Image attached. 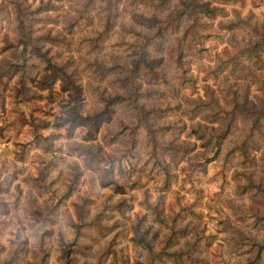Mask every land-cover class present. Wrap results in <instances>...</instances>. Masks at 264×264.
<instances>
[{"label":"rangeland","instance_id":"1","mask_svg":"<svg viewBox=\"0 0 264 264\" xmlns=\"http://www.w3.org/2000/svg\"><path fill=\"white\" fill-rule=\"evenodd\" d=\"M108 1L0 0V264H264V0H110L101 35ZM171 12L181 65L169 31L146 49L170 81L125 83ZM198 124L230 133L205 145Z\"/></svg>","mask_w":264,"mask_h":264},{"label":"trees","instance_id":"2","mask_svg":"<svg viewBox=\"0 0 264 264\" xmlns=\"http://www.w3.org/2000/svg\"><path fill=\"white\" fill-rule=\"evenodd\" d=\"M120 1V0H119ZM226 1H233V0H226ZM90 1H88L86 3V5L89 3ZM173 2V0H160L159 4H153L150 0H129L130 5H134V6H139V5H144L147 7H153V8H159L156 10L157 11H161L162 9H166L167 7H169L168 3ZM146 3V4H145ZM107 4H109L110 6V14L107 16L106 18V23L109 24L110 26L107 27V29L104 32H100L101 35H103L104 33H108L109 30L112 28H110L112 26V24H114V15L116 12H113L111 10H113L114 7H116L117 2H112V1H108ZM196 8L199 9L201 12L205 11L206 13L208 11H210L209 9V3L208 2H204L202 0H191L188 2V4L180 11H177L179 14H182L181 18L184 17L188 11V16L189 17H194L196 14ZM180 18V19H181ZM179 17L177 14H172V12L169 14V17L167 20H161L158 18V16L154 15L151 17L146 18L147 23H149V26L151 28V32H149L148 34H146L145 36H143V38L145 39V42L139 44L138 46V50L136 52H134L131 57V63L129 66H126L123 64L121 66H118L119 68L123 69L125 67V71H127L126 77L124 78L125 83H129V79L130 77H135L136 75H138L139 71L144 68L147 67L148 73L153 75L156 80H158L159 84L162 83H168L169 78L167 77V75L164 73L163 69H159L160 67V60L159 59H154L152 61H149L148 55L149 52L147 51V46L148 45H152L155 44V39L157 38L158 42H159V48L162 47V45L164 44V39L165 36L169 37L170 39L174 36H177L178 38L176 39V41L170 43L171 48H174V50H177V53H179L178 55V63L179 65H181V58L184 54V52L186 51V42L187 40L191 39L188 36V32H187V28H183L182 26H180L178 24L179 22ZM200 21V17H196L195 19H193L194 24ZM148 28V29H150ZM176 28H179V30L176 31ZM182 28V29H180ZM172 34V37L170 35H168L169 32ZM165 35V36H163ZM193 38H192V42L194 41L196 35H197V39L199 40V42L202 41V38H206L207 35L205 33H200L194 30V34H193ZM155 49H157V46L155 47ZM165 49V48H164ZM201 49H205V48H201ZM225 63L226 62H221L217 68L214 71H211V73H213L214 75H218L219 72L223 71L225 69ZM183 80H185V78H183ZM153 81V80H151ZM134 93L137 94V88L134 87L132 90V94ZM133 95V96H134ZM137 96V95H136ZM98 122V121H97ZM193 133L196 134V136L200 139H203V143H212V141H215L216 139H224L226 135H228L230 133V129L229 126H227L225 129H222L220 131H216L213 127H208V126H201L200 124H198V126L196 128H194V130L192 131ZM95 135L94 136H86V140H94L95 139ZM155 163L158 164L159 166L162 167L163 173L165 175V184L169 185L170 184V179L172 176V172L170 170L169 165L166 163L165 160H162L160 157L158 158L156 155H154ZM202 168L204 169V164L201 165ZM206 167V166H205ZM205 171V170H204ZM113 184L116 188L118 189L121 187V185L118 183V181L114 178V177H110L108 179L107 182H104V186L107 185H111ZM168 187V186H165ZM155 213L157 214V210L155 209ZM165 220L162 219L161 222H164ZM172 232H175L172 229ZM182 233V232H181ZM184 233V232H183ZM170 236L168 237V239L166 240V244L169 243L170 241ZM165 249V246L163 247ZM164 249H162L161 251H159L158 253H155V257L158 258L159 262H163L166 263L167 259H169L171 256H176L177 253L175 252H168L166 253L165 258H162L163 255H165V251ZM152 264V263H150Z\"/></svg>","mask_w":264,"mask_h":264}]
</instances>
